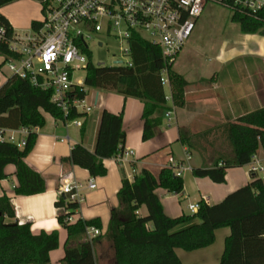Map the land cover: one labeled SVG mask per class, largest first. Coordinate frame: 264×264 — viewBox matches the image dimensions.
Wrapping results in <instances>:
<instances>
[{
    "label": "trees",
    "instance_id": "obj_1",
    "mask_svg": "<svg viewBox=\"0 0 264 264\" xmlns=\"http://www.w3.org/2000/svg\"><path fill=\"white\" fill-rule=\"evenodd\" d=\"M10 0H0V5ZM231 19L238 22L245 33L264 34V7L251 16L238 8H228ZM41 21L33 19L31 27L36 29ZM0 26L4 28L0 38V69L3 63L16 56L9 47L13 27L0 11ZM82 51L88 55L83 77V85L68 91L70 100L83 99L86 87L115 90L124 96H134L142 102V140L155 135L162 123L164 112L175 105L184 103V86L188 80L173 66L169 68L172 83V101L165 98V88L160 82V71L164 65L158 45L133 34L130 40V65L102 64L92 59V52L80 43ZM174 83V86H173ZM52 90L35 86L27 77L9 74L0 84V126L19 128L38 127L44 124L42 111L50 112L55 118L69 121L84 117L80 125L83 135L86 129L87 113L69 106L67 113L51 99ZM123 110L117 112L103 107L93 149L82 142H75L64 160L88 170L91 175L104 174L103 159L116 156L124 149L125 131L122 128ZM219 129L227 140L231 153L220 156L210 164L191 167L194 175H207L216 182L224 181L228 166L248 163L256 150H264V105L238 115L235 119L208 128L195 136L203 137ZM179 139L188 146L194 142L188 136ZM36 130L29 131L25 143L18 145L8 140H0V178L6 177L4 167L15 165L17 182L14 192L32 194L45 189V179L40 172L25 161L34 146ZM164 187L168 192L183 190V177L175 173L171 165H164L157 174L146 167L134 171L132 179L125 175L116 192L117 204L110 209V218L103 236L110 242L113 264H193L183 263L176 248L192 250L211 244L215 239V229L228 226L229 233L224 238V249L218 264H264V182L255 176L250 181L227 193L220 201L207 203L200 200L193 213L170 216L165 213L156 187ZM63 197L55 201L62 204ZM73 208L76 203L67 201ZM144 205L146 212L140 214ZM68 211L67 213H69ZM67 213L59 212L57 218L66 228L65 248L60 261L62 264H96L94 238L85 234L87 225L100 228L98 218L68 222ZM197 218L184 227L180 223ZM75 241L74 244H70ZM59 244L57 229L32 232L29 221L20 223L15 217L14 206L6 193L0 194V264H50L49 252Z\"/></svg>",
    "mask_w": 264,
    "mask_h": 264
},
{
    "label": "crops",
    "instance_id": "obj_2",
    "mask_svg": "<svg viewBox=\"0 0 264 264\" xmlns=\"http://www.w3.org/2000/svg\"><path fill=\"white\" fill-rule=\"evenodd\" d=\"M41 5L42 0H10L0 5V11L10 21L14 33L24 35L31 31L33 19H41ZM257 33H245L244 39L264 44V35ZM191 35L179 53L187 49L191 41ZM176 63L177 60L173 64L174 67ZM178 69L176 70L184 74L188 80L184 91V103L172 107L173 112L167 117L166 124L163 125V119L153 137L146 140L141 138L142 102L140 99L134 96H124L115 90H107L106 93L96 91L90 95L88 101H86V96L84 97V103L90 105L91 108L86 112V129L83 135L80 132L81 124L64 121L55 118L48 111H42L44 124L36 127V140L34 146L26 155L25 161L44 177L45 189L43 191L32 194L15 193L16 167L13 163L5 165L4 170L7 176L0 178V194L6 193L9 195L17 220L20 223L29 221L30 229L35 233L40 230H58L59 244L49 252L50 264H62L60 258L64 253L67 237L66 228L62 226L57 218L58 209L55 204L62 175H70L82 183L83 200L75 213V220L79 218H98L100 220L101 232L99 236L94 238L96 264L114 263L111 244L103 234L110 218V209L117 204L116 192L121 184L122 177L125 175L128 179H132V168L138 171L141 167H146L157 174L162 166L170 165L171 162L168 156L172 155V151L177 150L173 142L175 139L180 142L183 152L187 149L191 156L188 161L190 168L185 169L184 176L181 174L183 177V190L181 192H168L164 187L156 189L165 213L170 216L195 212L196 210L189 209L188 204L198 201L203 195L208 196V203L220 201L227 193L250 181L253 174L261 177L264 182V150L261 147L256 150L253 158L248 163L228 166L224 181L216 182L207 175L198 176L192 173L191 167L210 164L211 162H209L205 153L197 149L195 145L188 146L179 139L180 130L183 127H186L189 132L190 127L195 123L217 126L235 119L244 112L264 105V68H254L249 71L247 76H243L246 80L240 79L236 84L232 82L233 84L226 87L221 86L218 82V71L214 70L212 74L206 72L197 78H189L182 67L179 66ZM211 75H214V77L210 79ZM205 78H209L210 82L191 85L192 81ZM103 107L114 112L123 110L124 148L132 149L133 153L121 162L114 156L104 158L103 163L106 172L91 175L86 168L64 160V158L69 155L70 148L75 142H82L89 149L94 148L99 115ZM173 114L174 122L171 119ZM79 118L81 122L84 120V117ZM185 137H188V135ZM252 163L258 164L262 168L251 171L250 166ZM90 177H93L95 182V186L91 188L87 186ZM196 221L198 219L193 218L180 223L177 227H184ZM228 233V226L216 228L215 239L211 244L192 250L176 248V253L183 263L218 264L224 249V238ZM74 243L75 241L70 242V244Z\"/></svg>",
    "mask_w": 264,
    "mask_h": 264
},
{
    "label": "built area",
    "instance_id": "obj_3",
    "mask_svg": "<svg viewBox=\"0 0 264 264\" xmlns=\"http://www.w3.org/2000/svg\"><path fill=\"white\" fill-rule=\"evenodd\" d=\"M208 2L227 8H238L251 16H256L264 7V0H42L39 27L32 28L24 35L13 33L9 39V47L16 56L8 58L5 65L9 74L27 77L35 86L50 88L52 101L60 106L64 113H67L70 105L79 111L87 112L91 107L84 103V98L70 100L68 96V91L83 85V79L75 78L74 72L76 69L85 71L89 59L82 51L80 43L90 49L88 39L93 32L113 35L120 43L125 44L119 46L123 55L115 59L113 64L130 65V40L136 33L159 46L164 61L159 78L164 88H169L168 92L165 91V98L172 101L169 68L173 66ZM3 34L4 28L0 26V38ZM102 43L100 39L98 44ZM172 112L173 108L167 109L164 114L169 116ZM69 121L81 124L78 117ZM30 130H36V127L0 126V140L23 145ZM15 133H19V136ZM132 153V149L124 148L115 157L121 162ZM190 156L189 150L186 149L182 159L171 161L170 165L176 174L181 175L182 171L190 168ZM261 168L262 166L254 163L250 166L251 171ZM134 171L132 168L133 173ZM87 186H95L93 177L88 179ZM81 189L82 183L70 175L60 177L56 200L63 197L64 201L56 206L58 213L70 211L64 217L68 222L75 221V213L83 200ZM200 200L208 203V196L203 195L198 201L190 202L189 209L197 210ZM67 201H73L76 205L70 208L66 204ZM100 232V228L92 224L87 225L85 229L89 239Z\"/></svg>",
    "mask_w": 264,
    "mask_h": 264
},
{
    "label": "rangeland",
    "instance_id": "obj_4",
    "mask_svg": "<svg viewBox=\"0 0 264 264\" xmlns=\"http://www.w3.org/2000/svg\"><path fill=\"white\" fill-rule=\"evenodd\" d=\"M41 17L42 11L40 10ZM259 35L264 34L259 33ZM245 36L246 34L241 31L239 23L231 19V12L227 7L218 3L208 2L198 18L195 28H193L190 44L186 50L177 56L175 67L176 69L179 66L182 67L189 78H197L206 72L212 74L215 70L218 71V82L221 86L226 87L229 84H236L238 80L245 79L243 76H247L250 70L259 67L264 68V44L246 41L244 39ZM100 39L103 41L101 45L98 44ZM88 44L92 52V59L95 62L100 61L108 65L113 64L115 59L123 55L119 46L125 45L124 42L120 43L113 35H105L101 32H93L92 36L88 39ZM1 60L0 58V62ZM5 64H2L0 70L1 82L9 74V70ZM74 73L75 78L83 79L85 71L84 69H76ZM182 75L184 76V74ZM213 77L214 75H211L210 79ZM210 79H196L191 82V85L206 84L205 82L209 83ZM187 84L183 88L184 91ZM107 90L104 88L86 87V101L96 91L106 93ZM165 91H169L168 86H165ZM172 116L171 119L174 122V114ZM167 117L164 114L163 125L166 124ZM207 127L213 128L216 125L195 123L190 127L189 132L186 127H183L181 133L185 136L188 135L194 142L195 147L204 152L209 162L212 163L220 156L231 153V148L219 129L208 133L205 137L195 136ZM15 135L19 136V133H15ZM173 142L177 150L172 151V155L168 156L170 162L179 161L185 155L180 142L177 139ZM168 151L171 153L170 150ZM186 170L182 171L183 176ZM160 187L158 186L156 189ZM139 212L140 214L146 212L144 205L140 207Z\"/></svg>",
    "mask_w": 264,
    "mask_h": 264
}]
</instances>
